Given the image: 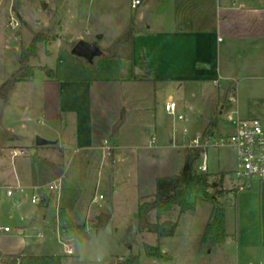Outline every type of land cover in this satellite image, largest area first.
<instances>
[{
  "label": "crops",
  "instance_id": "crops-1",
  "mask_svg": "<svg viewBox=\"0 0 264 264\" xmlns=\"http://www.w3.org/2000/svg\"><path fill=\"white\" fill-rule=\"evenodd\" d=\"M109 1L123 9L106 46L100 48L81 33L69 47L57 43L54 67L46 65L41 76L34 71L29 80L15 84L0 115L2 128L13 135L0 149V186L44 189L62 180L57 206L69 219L67 225L85 230L84 237L101 213L97 209L103 205L93 209L91 199L103 195L97 194L102 183L129 181L137 205L140 197L155 193L157 178L181 171L185 151L195 147L197 137L207 142L233 133L227 114L261 122L258 111L240 96L264 95V0H141L136 9L132 0H97L98 12ZM14 3L0 0V14L7 10L9 16ZM57 17L61 29L62 17ZM95 33L104 36L102 23ZM78 41L96 44L101 54L91 60L72 55ZM168 101L176 104L181 119L166 112ZM214 118L215 127L202 138ZM37 137L50 143L37 146ZM202 163L204 173L230 191L224 205L226 241L214 251L199 252L211 206L196 196L194 203L189 198L194 213L178 217L174 235L159 240L160 257L147 258L145 264H264V180L254 179L250 188L238 191L233 177L237 157L228 147L203 148ZM121 185L111 188L112 208ZM44 198L42 206L49 202ZM13 201L20 203L17 197ZM196 201L206 208L191 249L186 230L180 245L167 251L163 241L177 240L180 222L197 215ZM81 212L86 215L76 218ZM25 231L20 227L13 233L24 238ZM27 248L21 239L14 247H0V253L63 255Z\"/></svg>",
  "mask_w": 264,
  "mask_h": 264
},
{
  "label": "rangeland",
  "instance_id": "rangeland-1",
  "mask_svg": "<svg viewBox=\"0 0 264 264\" xmlns=\"http://www.w3.org/2000/svg\"><path fill=\"white\" fill-rule=\"evenodd\" d=\"M14 6L13 12L9 16L7 10L0 14V85L19 68L21 48L27 47L35 37L43 40L37 44L36 57L31 58L29 61L37 76L43 74L46 65L50 68L54 67L57 43L65 44L69 47L75 41L77 33H81L89 41L96 42L100 48H104L110 36H112L113 31L111 32V30L115 23L114 20L118 18L120 11L123 9L121 5L113 6L109 1L105 4L103 10L98 12L97 0H15ZM5 9H7V4ZM56 13L62 17L61 29L59 28ZM12 15L19 23L17 28H11L10 26ZM79 18L84 21L79 23L77 21ZM86 19L89 21L86 22ZM100 23L103 24V37L100 33H95V27ZM58 34L62 35L63 38H59ZM50 44L52 46H49ZM246 95L240 96L242 103L246 105L252 104L254 109L258 111L256 117L264 124V95L248 96L247 93ZM178 122L182 123L183 120ZM59 182L61 184L62 180ZM210 182H212V187L208 189V193L214 195L220 192V196L217 195L216 197L217 201L222 205H228L227 193L230 191L219 186L216 180L210 179ZM108 183H110L111 188L123 185L120 186L118 194H114L116 203L120 202L116 204L113 201V232L115 233L119 228L130 227L135 221L137 205L132 196L133 188L130 182L126 180L123 182L119 180L114 182L113 180L106 181L97 190V194L101 193L105 196ZM59 186L53 183L44 189H35L34 194L40 200L36 204L31 202L32 190L29 188H24V192L21 193L16 192L15 197L20 199L19 204H16L13 198L5 196V189L0 191V226L8 227L11 230V233H5L6 235L0 234V247H5L6 245L14 247L21 239H24V241L28 242L27 249L37 254L60 253L66 256L65 252L67 249H74V236H84L85 230L83 228L74 229L73 226L67 225L66 222H69V219H67L63 211H59L57 206ZM44 195L49 197V202L46 206H42L45 200ZM196 196H200L207 203L203 198L202 191L193 190L189 192V198L192 203L196 200ZM196 202L197 215L185 218L180 222L179 239H166L163 241V247H166L167 251H173L180 245V237L186 230L191 233L188 239V246L191 249V242L196 237L194 232L200 225L203 210L206 208V205H202L200 201ZM103 203L104 200H99L95 207L92 208L97 209ZM207 204L210 205L209 203ZM100 208L97 209L98 213L101 212ZM176 214L177 209L174 211L173 216L176 217ZM85 215L84 212L75 213L76 218H83ZM152 220H155L154 214H152ZM20 227L26 229V237L24 238H20L19 233H13L15 229L19 230ZM50 227H53V229H50ZM38 232L42 234L41 237L37 236ZM144 243L155 245L156 235L149 232H138L132 250L125 251L115 261V264L117 261L125 260L130 253L138 254L142 261L141 264H145V260L148 257L144 255L142 250ZM67 257L64 264H71L72 257Z\"/></svg>",
  "mask_w": 264,
  "mask_h": 264
},
{
  "label": "trees",
  "instance_id": "trees-1",
  "mask_svg": "<svg viewBox=\"0 0 264 264\" xmlns=\"http://www.w3.org/2000/svg\"><path fill=\"white\" fill-rule=\"evenodd\" d=\"M132 34L129 30L124 37L128 40ZM38 37L33 38L27 47H22L19 56V68L0 86V96L7 99L15 84L29 80L34 73V68L29 64L31 58L37 55V44L42 42ZM122 123L114 125L113 134ZM216 125V119H212L210 129L206 130L202 138L208 135ZM203 152L202 147H191L185 151V161L179 173L160 177L156 180V191L150 197L138 199L135 221L138 222V232H149L156 235L155 245L144 243L143 253L148 258H158L161 255L159 240L172 237L178 225V217L183 213H194V206L189 200V192L199 189L203 193L204 200L210 204L211 211L207 223L198 243L200 253H207L222 245L228 235L225 229V206L216 199L220 192L212 195L208 189L212 187L210 174L198 171L199 158ZM111 154V152L109 153ZM177 209L178 216L173 213ZM152 214L155 220H152ZM103 223L100 213L92 222V229L97 230ZM65 255H33V254H3L0 253V264H64L67 260ZM116 264H139V255L130 253L123 261Z\"/></svg>",
  "mask_w": 264,
  "mask_h": 264
},
{
  "label": "built area",
  "instance_id": "built-area-1",
  "mask_svg": "<svg viewBox=\"0 0 264 264\" xmlns=\"http://www.w3.org/2000/svg\"><path fill=\"white\" fill-rule=\"evenodd\" d=\"M141 4V0H132L131 8L136 9ZM19 23L11 16V28H17ZM214 85H217L214 82ZM229 100L234 102L233 94L229 95ZM165 110L168 114L176 116V104L168 101L165 103ZM178 119L182 116L177 115ZM226 121L234 128L233 133L211 139L207 142H202L200 137H197L193 144L195 147H213L222 148L228 147L232 149L237 157V166L233 172V177L236 181L238 191L247 190L251 186L254 179L264 180V127L256 118L242 119L236 112H231L225 116ZM106 143V142H105ZM15 154V152H13ZM198 171L204 173L206 166L204 163L198 165ZM5 189V196L15 198L16 192H24V187L17 186H0V191ZM32 190L31 202L38 203L40 200L34 194L35 187ZM1 199V198H0ZM99 200H104L103 195L93 196L92 204H97ZM0 231L9 233L11 230L8 227H0ZM67 256H73L74 249L66 250Z\"/></svg>",
  "mask_w": 264,
  "mask_h": 264
},
{
  "label": "water",
  "instance_id": "water-1",
  "mask_svg": "<svg viewBox=\"0 0 264 264\" xmlns=\"http://www.w3.org/2000/svg\"><path fill=\"white\" fill-rule=\"evenodd\" d=\"M71 54L83 57L87 60L93 59L101 54L96 44L78 41L74 44ZM6 98L0 96V115L2 113ZM13 135L6 132L0 124V149L2 145L10 141ZM37 146L46 145L50 142L37 137ZM103 216L102 225L93 231L88 237L74 236V254L72 264H115V261L125 252L131 251L138 233V222L134 221L130 227L119 232H113V210L111 202V187L107 186L105 200L101 209Z\"/></svg>",
  "mask_w": 264,
  "mask_h": 264
}]
</instances>
